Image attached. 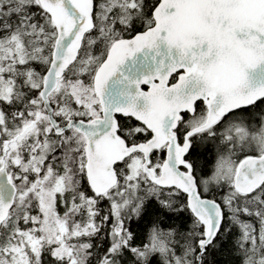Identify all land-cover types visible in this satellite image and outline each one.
<instances>
[{
    "label": "snow or ice",
    "instance_id": "1",
    "mask_svg": "<svg viewBox=\"0 0 264 264\" xmlns=\"http://www.w3.org/2000/svg\"><path fill=\"white\" fill-rule=\"evenodd\" d=\"M0 264H264V0H0Z\"/></svg>",
    "mask_w": 264,
    "mask_h": 264
},
{
    "label": "trees",
    "instance_id": "2",
    "mask_svg": "<svg viewBox=\"0 0 264 264\" xmlns=\"http://www.w3.org/2000/svg\"><path fill=\"white\" fill-rule=\"evenodd\" d=\"M186 118H187V116H186ZM214 153H215V142L209 141L207 146H206V150L203 147L200 149V160H201V162H203L205 160H208L209 162H211V160L214 157ZM133 227L137 228L138 230H142V225L137 226L134 224Z\"/></svg>",
    "mask_w": 264,
    "mask_h": 264
},
{
    "label": "flooded vegetation",
    "instance_id": "3",
    "mask_svg": "<svg viewBox=\"0 0 264 264\" xmlns=\"http://www.w3.org/2000/svg\"><path fill=\"white\" fill-rule=\"evenodd\" d=\"M201 107H203V105H201ZM187 116V115H186ZM188 118V117H187Z\"/></svg>",
    "mask_w": 264,
    "mask_h": 264
}]
</instances>
